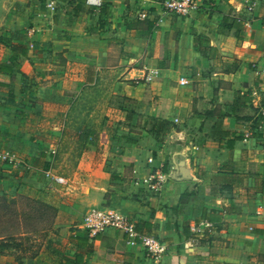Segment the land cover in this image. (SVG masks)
I'll list each match as a JSON object with an SVG mask.
<instances>
[{"label": "crops", "instance_id": "0c3cea01", "mask_svg": "<svg viewBox=\"0 0 264 264\" xmlns=\"http://www.w3.org/2000/svg\"><path fill=\"white\" fill-rule=\"evenodd\" d=\"M47 1L0 0V194L59 191L63 255L77 264H264V0H197L183 17L163 0H61L55 12ZM57 56L66 66L53 76ZM118 68L111 91L125 103L109 121L120 130L97 142L88 125L61 176L81 92ZM91 207L133 220L167 253L153 260L113 229L71 243Z\"/></svg>", "mask_w": 264, "mask_h": 264}, {"label": "rangeland", "instance_id": "374dc122", "mask_svg": "<svg viewBox=\"0 0 264 264\" xmlns=\"http://www.w3.org/2000/svg\"><path fill=\"white\" fill-rule=\"evenodd\" d=\"M128 58L130 59V57ZM49 64L53 76H57L55 71L62 70L66 66L65 60L61 56L49 60ZM120 69H115L114 72L109 73L102 72L100 85L95 89H84L81 92L80 103L85 101V103L90 104L91 116L90 118L87 117L86 110L79 107L81 106L80 103L75 110L71 111L65 137L60 144L61 151H64L57 164V168L62 169L59 172L61 176H66V178L72 176L77 151L80 149V142L78 140L74 142L75 139H73V134L77 132L78 127L83 130L89 125L94 134L97 135V142L103 130L109 131V133H116L117 130H120L121 123H116L114 120L109 121V116L114 114V110H120V107L125 103L124 98L114 95L111 91V84L120 77L122 72ZM125 128L123 126L122 130ZM103 140L102 136L101 141ZM2 195L4 196L2 200L5 202L0 199V222H3V224L0 223V232L6 229L24 232V234L18 236L14 241L7 242L6 247H1L0 255L11 256L14 259L13 262L18 264H24L26 261L29 263V260L33 259H37L36 264H56L55 261L60 260L63 251L67 248L66 242L69 236V232H64L65 227H57L56 218L61 207L60 192L37 191L32 196H27L19 193L11 194L7 190L2 191L0 197ZM18 197H27L28 201H21ZM12 199L18 201L19 210L25 206L24 213H17V217H13V213H8V201ZM19 204H22V207ZM2 205L5 206L4 210ZM6 219L10 220L9 224L4 222Z\"/></svg>", "mask_w": 264, "mask_h": 264}, {"label": "built area", "instance_id": "2783aa9c", "mask_svg": "<svg viewBox=\"0 0 264 264\" xmlns=\"http://www.w3.org/2000/svg\"><path fill=\"white\" fill-rule=\"evenodd\" d=\"M60 1L61 0H48L45 3V7L48 11L55 12ZM162 8L170 15L183 17L189 16L192 12L196 11L198 9V4L197 0H163ZM146 17L147 15L145 13L139 14L140 19ZM146 80H149L148 76H146ZM181 82L187 83L184 79H181ZM7 158H9V156L4 155V159ZM58 181L61 183L62 179ZM151 185V188L157 189L155 184L151 183ZM75 228L84 230L91 236L103 233L109 229L122 232L129 241L137 239V242L142 245L145 254L153 260L160 259L168 251L166 243L154 236H138L135 231L133 220L119 216L115 211L102 207H91L88 209L78 221Z\"/></svg>", "mask_w": 264, "mask_h": 264}, {"label": "trees", "instance_id": "16d2710c", "mask_svg": "<svg viewBox=\"0 0 264 264\" xmlns=\"http://www.w3.org/2000/svg\"><path fill=\"white\" fill-rule=\"evenodd\" d=\"M10 48L12 50H14V51H19V53L22 54V55H26V47L23 44L11 45ZM11 60H15V56L14 55L11 57ZM96 81L98 82V73H97ZM76 131L80 132L79 137H78V141L80 142V149L79 150L81 151L84 148L85 144L87 143V141H88V139L90 137V130H87V129H83L82 130L80 127H78L76 129ZM80 155L81 154L78 153L76 155V157L79 158ZM2 198H4L3 195L0 197V199H1V201H4V200H2ZM18 198H20L21 201H28L27 197H18ZM17 202L18 201H15L14 199H12L11 201H8V204H9V206H8L9 212L8 213H13L12 214L13 217H17V213H24V211H25V208H24L25 206L22 207V204H19V205H21L22 209L21 210L18 209ZM4 208H5V206L2 205V209L3 210H4ZM8 218H10V217L8 216ZM4 222L9 224L10 220L6 219ZM0 223L3 224V222H0ZM72 231L74 233L69 238V241L71 243H76V245L78 247L82 246V244H86V237H84L83 233H80V230L75 228V230H72ZM23 234H24V232H14V231H11V230L8 231L6 229L4 231H1L0 232V248L1 247H6L7 246L6 245L7 242L12 241V240L14 241V240H16V238H18V236H21ZM76 257H77V260H81L80 256L77 255ZM62 259L65 261V264H77L76 259H75V262H74L73 258H71V257H65L64 255H62Z\"/></svg>", "mask_w": 264, "mask_h": 264}, {"label": "water", "instance_id": "95a60500", "mask_svg": "<svg viewBox=\"0 0 264 264\" xmlns=\"http://www.w3.org/2000/svg\"><path fill=\"white\" fill-rule=\"evenodd\" d=\"M184 177V176H183Z\"/></svg>", "mask_w": 264, "mask_h": 264}]
</instances>
